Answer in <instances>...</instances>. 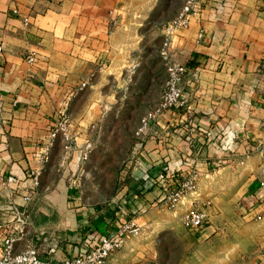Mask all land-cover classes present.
<instances>
[{
	"label": "crops",
	"instance_id": "0c3cea01",
	"mask_svg": "<svg viewBox=\"0 0 264 264\" xmlns=\"http://www.w3.org/2000/svg\"><path fill=\"white\" fill-rule=\"evenodd\" d=\"M129 7V0H0V178L16 179L0 183V223L13 224L7 209L18 205L30 219L18 250L34 247L56 264L135 219L141 235L128 236L107 264H160L170 253L157 235H192L183 223L189 205L168 210L166 188L196 168L208 222L195 233L196 250L184 243L181 263L195 264L192 248L204 252L197 264L223 262L215 232L228 226L230 263L264 264V0H204L189 27L169 29L179 12L161 27L172 58L188 67L186 106L164 112L147 133L137 127L116 200L80 201L81 170L127 80L145 103L142 118L165 87L163 42L141 43L140 26L125 23ZM32 52L35 63L27 60ZM64 112L73 146L59 137L46 150Z\"/></svg>",
	"mask_w": 264,
	"mask_h": 264
},
{
	"label": "rangeland",
	"instance_id": "374dc122",
	"mask_svg": "<svg viewBox=\"0 0 264 264\" xmlns=\"http://www.w3.org/2000/svg\"><path fill=\"white\" fill-rule=\"evenodd\" d=\"M129 1L128 13L130 17L125 23L130 24L132 28L140 26L138 31L142 37L141 43L147 44V48L151 49H156L158 44L163 42L164 35L161 33V27L170 19H173L185 3V0ZM140 23L141 25H138ZM132 82L133 80H127L123 99H119L116 104L112 103L113 105L104 123L105 127L96 134L94 148L85 163L86 167L81 170L82 175L80 176V183H78V190L80 191L79 195L82 203L106 206L118 198L120 188L128 181L127 177L130 175L131 168L128 166H131L130 161L134 159L133 155L136 154L134 145L138 137H136L135 131L142 123L141 113L144 111L143 105L145 104L138 95L131 93ZM121 172H123V179H121ZM162 203L164 204V202ZM167 209L175 210V208L168 206ZM195 233L192 232L189 239L186 236L185 238L182 236L181 238L174 237L169 232L166 235L163 233L157 235L159 238H164L162 240L163 247L170 253H166L161 258L160 264H165L164 261L170 257L172 261L168 264H184L180 261L183 259L185 251L183 245L184 243L194 244L193 248L195 249V245H198ZM215 234H217L215 244L220 257H223V262L220 261L218 264H228L233 260L227 259V243L233 240L234 233L226 226L216 231ZM193 248L188 250L187 256L191 257L193 262L197 264L194 260L195 257L203 258L204 252L200 251L201 253L195 255L196 249ZM224 257L226 260H224ZM188 264L192 263L188 262ZM230 264H237V262Z\"/></svg>",
	"mask_w": 264,
	"mask_h": 264
},
{
	"label": "built area",
	"instance_id": "2783aa9c",
	"mask_svg": "<svg viewBox=\"0 0 264 264\" xmlns=\"http://www.w3.org/2000/svg\"><path fill=\"white\" fill-rule=\"evenodd\" d=\"M204 0H185L178 15L170 22L169 29L173 30L178 27H189L191 16L197 12ZM218 6L217 8H219ZM202 37V35H200ZM171 39L166 34L161 47V56L165 61L167 78L162 93L160 103L150 110L145 117L142 118L140 127L141 133H147L154 121L167 110L186 106L184 90L181 86L183 77L188 72V67L184 63L176 62L171 56ZM0 50L2 46L0 45ZM27 60L31 63L37 61L35 52L28 55ZM3 102L0 98V114L3 111ZM71 116L64 112L62 117L51 128L47 149L54 144V141L62 137L67 143V147L71 148L74 142V135L71 131ZM264 137V120L262 123ZM163 178V176H161ZM164 179V178H163ZM199 180V170L193 168L190 170L186 178L173 188H166L164 198L168 207L177 208L178 206H187L183 223L189 232L197 233L204 229L208 222V214L206 212V204L200 200V194L197 192V181ZM14 177L6 179L0 178V183H15ZM29 200V198H26ZM7 211L13 216L14 223H0V242L2 244V256L0 264H52L42 259L36 248L28 246L26 249L19 251V242L27 233L26 228L30 225L29 216L22 212L18 205L11 204ZM258 220L263 217L259 216ZM141 226L135 219H124L117 230L107 235L100 236L95 242L85 247L73 259L66 260L56 264H107L108 260L122 247L125 239L132 236L141 235Z\"/></svg>",
	"mask_w": 264,
	"mask_h": 264
}]
</instances>
